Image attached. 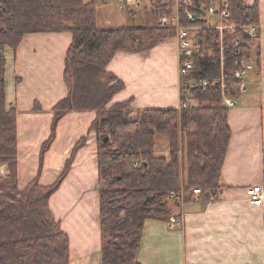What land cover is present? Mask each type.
Masks as SVG:
<instances>
[{"label": "trees", "instance_id": "trees-1", "mask_svg": "<svg viewBox=\"0 0 264 264\" xmlns=\"http://www.w3.org/2000/svg\"><path fill=\"white\" fill-rule=\"evenodd\" d=\"M229 1L231 17L227 23L259 27L257 6H249L244 0ZM150 3L153 22L148 19L144 25L105 28L99 25L96 0H0V264L70 263L69 236L54 218L49 201L86 138L77 141L53 183L40 182L45 154L56 139L59 121L69 111L98 112L92 128L101 135L102 264H141L137 252L146 223L169 221L183 202L180 192H184L185 200L192 197L194 187L201 188V198L207 200L210 194H217L232 135L230 106L223 90L232 97L240 95L242 80L234 77L238 59L246 58L259 71V37H250L237 28L225 36L227 46L222 51L219 30L207 26L204 14L197 12L195 20L184 21L198 26L191 36L196 51L191 75L207 80L208 87L191 88L196 103L188 107L144 109L130 118L131 100L109 106L124 83L106 65L120 50L149 51L175 37L173 25L160 20L172 14L173 0ZM48 31L73 35L64 74L68 94L53 108L51 134L42 145L37 176L21 187L17 109L8 106L5 93L6 50L16 49L26 34ZM235 38L242 39L243 44L234 45ZM237 49L244 52L237 54ZM158 134L167 138L166 154L157 148ZM106 135L110 139L107 143L103 141ZM4 165L6 175L1 173ZM173 191L178 192L177 197L172 196Z\"/></svg>", "mask_w": 264, "mask_h": 264}, {"label": "crops", "instance_id": "crops-1", "mask_svg": "<svg viewBox=\"0 0 264 264\" xmlns=\"http://www.w3.org/2000/svg\"><path fill=\"white\" fill-rule=\"evenodd\" d=\"M244 2L259 9L260 68L249 71L246 90L229 109L232 135L218 188L222 198L185 200L176 210L183 218L181 226L171 228L167 221L149 220L137 252L141 264H264V203H251L246 193L251 185H264V0ZM136 8L141 10L142 2ZM106 22L113 24L110 19ZM72 39L68 31L34 32L26 34L16 49L6 50L5 93L8 106L17 109L21 187L37 176L42 145L51 134L53 108L68 94L64 74ZM179 67L176 37L149 51H118L106 68L124 87L109 106L131 100L130 118L144 109L179 108ZM97 117L96 110H73L61 118L40 176L41 184L53 183L77 141L86 138L49 201L54 218L69 236V264H102L101 135L92 128ZM3 167L1 173L6 175L8 168Z\"/></svg>", "mask_w": 264, "mask_h": 264}, {"label": "built area", "instance_id": "built-area-1", "mask_svg": "<svg viewBox=\"0 0 264 264\" xmlns=\"http://www.w3.org/2000/svg\"><path fill=\"white\" fill-rule=\"evenodd\" d=\"M123 2L122 8L132 7L137 5L138 0H120ZM204 14L203 18L206 22V25L209 27L217 28L221 35V48L223 49L227 46L225 43V36L227 34H232L237 28L242 30L245 34L250 37H259V27L255 24L235 26L229 24L226 21L231 17L230 1L229 0H212V3L208 4L201 0H173L172 14H165L161 16L160 20L163 24L169 25L172 24L176 32V42L180 55V78H181V104L179 108L188 107L194 103V100L191 98V88L202 87L206 88L209 85L207 80H200L192 77V71L195 67L194 56H195V47L193 46V40L191 38L192 30H195L198 26L184 23V21L190 22L195 20L196 14ZM195 28V29H193ZM228 36V35H227ZM234 45L243 44L242 39L235 38L233 41ZM243 49H237L235 53L242 54ZM238 65L234 71V77L242 80L239 86L238 97H232L226 95L224 90L225 102L227 105L234 106L241 94L246 90V79L248 77L249 71L253 68V63L246 60V58H240L236 61ZM189 80H186L189 78ZM185 78V82L183 81ZM225 77L222 76L221 82H224ZM203 190L199 187L193 188V194L199 200ZM248 199L253 204H263L264 203V185L256 184L251 185L246 190ZM219 193L216 195L210 194L209 201H215L219 199ZM173 197L178 196V192L172 193ZM179 196L182 198L183 202L185 201L184 192H180ZM182 202V203H183ZM183 223V218L181 215H173L168 221V225L171 228L181 226Z\"/></svg>", "mask_w": 264, "mask_h": 264}, {"label": "rangeland", "instance_id": "rangeland-1", "mask_svg": "<svg viewBox=\"0 0 264 264\" xmlns=\"http://www.w3.org/2000/svg\"><path fill=\"white\" fill-rule=\"evenodd\" d=\"M89 1V0H86ZM142 9L137 10V8L133 10H123L121 9V5L123 4L120 0H96V4L98 7V21L101 27L105 28H116V27H124L126 25H142L146 19H150V21H154L153 15L151 13V3L150 0H141ZM110 19L113 21V24H107V20ZM195 29V28H193ZM260 38V37H259ZM258 38V39H259ZM164 42V41H163ZM196 103V102H194ZM157 148L160 150L159 152L166 154L167 153V138L163 134L157 135ZM106 163L104 162L103 165ZM101 165V164H100ZM4 167L1 168V172ZM222 191V190H221ZM219 192V199L222 198V193ZM195 200L199 197H192ZM218 199V200H219ZM216 201V200H215Z\"/></svg>", "mask_w": 264, "mask_h": 264}, {"label": "water", "instance_id": "water-1", "mask_svg": "<svg viewBox=\"0 0 264 264\" xmlns=\"http://www.w3.org/2000/svg\"><path fill=\"white\" fill-rule=\"evenodd\" d=\"M109 140H110V139H109V136H107V135L104 136L103 141H104L105 143L109 142Z\"/></svg>", "mask_w": 264, "mask_h": 264}]
</instances>
